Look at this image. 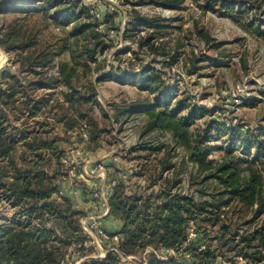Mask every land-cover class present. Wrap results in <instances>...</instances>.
I'll return each mask as SVG.
<instances>
[{
    "label": "trees",
    "instance_id": "trees-1",
    "mask_svg": "<svg viewBox=\"0 0 264 264\" xmlns=\"http://www.w3.org/2000/svg\"><path fill=\"white\" fill-rule=\"evenodd\" d=\"M41 2L34 6L31 3L24 5L28 4L26 0H14L4 6V0H0V46L6 52L19 53V59H15L20 65L18 72H28L32 76L28 81L29 88L35 87L31 93H23L22 85L16 79L17 74L11 75L7 67L0 72L5 85L0 89V206L3 210L4 206L8 207L12 212L9 219L0 215V264H64L70 258L71 264L80 259L83 260L79 264H186L176 254L166 260L158 258V255H167L170 250L190 254L195 264H217L218 257L230 264L236 258L244 259L247 264H264V129H257V135L247 131L243 134L239 127H226L223 123L210 120L200 131V126L191 131L190 125L205 117L207 109L193 106L188 115L180 116L179 112L188 105L182 101L171 109L173 89H168V85L160 80V74L148 66L136 74L141 79L134 84L151 95L162 92L166 97L143 105L115 106L114 118L128 117L143 108L141 113L146 114L143 135L169 133L175 144L184 147L189 160L197 165L198 173L202 174L186 175L188 185L201 189H196L190 196L180 192L182 179L168 161L171 150L166 143L161 142L153 148L147 143L138 145L139 150L147 155L143 170L134 172L133 178L143 180L146 187L141 188L139 181L127 185V181L115 180L108 197L107 217L121 223V228L114 232L117 236L116 251H108L103 258L90 257L95 250L86 247L90 238L80 224L84 212L76 210L67 197L58 195L59 169L53 166V162L60 161L63 151L58 146V139H51L55 125L61 121L66 134L75 123L70 114L75 113V118L88 120L89 148L99 146L103 131L82 109L92 99H86L71 85L76 68L83 67L87 72L88 64L75 60L70 50V61L59 63L57 77H46L44 72L35 68H47L52 62V55L39 52L33 48L35 44H25L23 34L14 28L19 18L4 26V14L19 16L22 13L24 18L28 12L37 10L46 16L49 13L46 6L51 2L54 3L55 13H58L60 1ZM222 6L234 9L226 3ZM230 18L235 19L233 15ZM141 24L160 29L158 24ZM151 40L149 37L143 39L139 45L153 50ZM96 47L97 44L93 45V50L83 47V53L90 60H95L93 53ZM156 50L159 51L158 48ZM56 82L70 90L64 94L66 105H58L60 112L54 110L56 102L51 101L54 99L52 95H35L38 90L54 88L56 85L53 83ZM16 104L18 107H15ZM12 106L15 108L10 113ZM41 115H46V121L38 120ZM22 117L25 119L22 120ZM50 119L54 123H50ZM19 120L22 121L18 124ZM13 121L17 124L12 125ZM8 128L16 133L15 137L7 132ZM222 137H227L229 149L221 160L208 159L214 149L204 150L203 144ZM137 156L133 160L141 159ZM205 196L211 200L203 199ZM235 202L239 211L233 214L247 208L252 212L251 220L241 226L232 223L228 217ZM212 228L218 231L214 239L209 237ZM190 230L194 232V237H189ZM105 232L112 236L110 231ZM76 253L79 255L76 256ZM142 253H145L143 260L138 257ZM123 257L133 259L125 262Z\"/></svg>",
    "mask_w": 264,
    "mask_h": 264
},
{
    "label": "rangeland",
    "instance_id": "rangeland-1",
    "mask_svg": "<svg viewBox=\"0 0 264 264\" xmlns=\"http://www.w3.org/2000/svg\"><path fill=\"white\" fill-rule=\"evenodd\" d=\"M13 1L4 0V6ZM41 1L26 0L28 4L24 5L31 3L37 6ZM58 1V13H55L54 3L51 2L46 6L49 11L46 16L33 8L34 11L28 12L24 18L22 13L19 16L4 14V26L19 18L14 28L23 34L25 44H35L33 48L39 52L52 55V62L47 68H35L44 72L46 77H57V66L61 62L70 61V50L75 60L80 63L86 61L88 64L87 72H84L83 67L76 68L71 85L73 90L82 93L86 99H92L82 109L97 128L103 131L99 146L89 148L88 120H79L75 118V113L70 114L75 123L66 134L63 133L61 121L55 125V132L51 135V139H58V146L63 151L60 161H54L53 166L59 169L58 195L67 197L76 210L84 212L80 224L90 238L86 247L95 250L90 257H104L108 251H115L117 244L113 238L114 233L108 238H102L99 234L100 229L106 231L104 217L107 214L108 197L115 180L127 181V185L139 181L133 178V173L143 170L147 153L140 151L138 145L147 143L148 147L153 148L161 142L166 143L171 150L168 161L182 179L180 192L190 196L196 189H201L188 185L186 175L202 174L198 173L197 165L189 160L184 147L175 144L169 133L143 135L146 122V114L141 113L143 108L116 120L115 106L132 103L143 105L166 97L162 92L151 95L134 84L141 79L136 74L148 66L160 74V80L168 85V89H173L171 109L182 101L188 105L179 112L180 116L188 115L193 106L207 109L205 117L190 125L191 131L196 130L197 126H200V131L205 122L215 120L226 127H239L243 134L247 131L257 135V129H264V0ZM224 3L232 5L234 9H224ZM230 15L235 19L230 18ZM141 22L147 25L158 24L160 29L145 27ZM1 26L2 20L0 29ZM148 37L152 38L153 50L139 45ZM95 44L98 46L93 53L95 60H90L83 53V47L93 50ZM65 46L69 48L63 49ZM18 54L14 51L6 52L0 46V72L7 67L11 75L17 74L16 79L23 87L19 86L21 91L31 93L35 88H29L28 81L32 76L28 72H18L20 65L15 62V59H19ZM103 77L108 80L104 81ZM54 84V88L38 90L35 95H52L54 99L51 101L56 102L54 110L60 112L58 105H66L64 94L70 90L59 82ZM2 88L5 85L0 76ZM15 107L12 106L9 112L13 113ZM38 120L46 121V115L39 116ZM52 121L50 119V123H54ZM16 124V121L12 122V125ZM7 132L16 136L10 128ZM203 147L204 150L214 149L208 159L212 157L215 160H221L229 149L227 137L203 144ZM137 155L141 159L133 160ZM138 183L144 189L145 182L141 180ZM203 199L211 200L208 196ZM237 204L235 202L228 217L232 223L241 226L251 220L252 212L247 208L233 214L239 211ZM11 214L10 208L4 206L3 210L0 206V215H4V219H9ZM217 233V228H212L209 237L214 239ZM194 236L190 230L189 237ZM175 254L179 258L181 256L186 264H195L190 254H183L182 250ZM144 255L142 253L138 257L143 260ZM122 259L126 262L133 257ZM82 260L73 264H79ZM64 264H71V258ZM217 264L230 263L218 257ZM233 264L247 263L242 258H236Z\"/></svg>",
    "mask_w": 264,
    "mask_h": 264
},
{
    "label": "crops",
    "instance_id": "crops-1",
    "mask_svg": "<svg viewBox=\"0 0 264 264\" xmlns=\"http://www.w3.org/2000/svg\"><path fill=\"white\" fill-rule=\"evenodd\" d=\"M0 69L2 68V62H0ZM104 226L106 230L110 231L111 233H114L118 231L121 228V223L117 220L112 219L111 217H107V215L104 217Z\"/></svg>",
    "mask_w": 264,
    "mask_h": 264
},
{
    "label": "built area",
    "instance_id": "built-area-1",
    "mask_svg": "<svg viewBox=\"0 0 264 264\" xmlns=\"http://www.w3.org/2000/svg\"><path fill=\"white\" fill-rule=\"evenodd\" d=\"M108 211H109V209L107 208V209L105 210V213H108ZM106 215H107V214H106ZM99 234L101 235L102 238H108V236H110L109 234H107V233H106L105 231H103L102 229L99 230ZM113 238H114L115 240H117V236H113ZM107 250H109V249H107ZM110 250H115V249H114V248H111ZM115 251H116V250H115ZM147 252H148V251H147ZM147 252H146V253H147ZM166 254H167V255H161V256L158 255V258H159L160 260H166L168 256L175 255L174 251H172V250L167 251ZM102 257H103V256H102ZM102 257H98V256H96V257H93V258H102Z\"/></svg>",
    "mask_w": 264,
    "mask_h": 264
}]
</instances>
